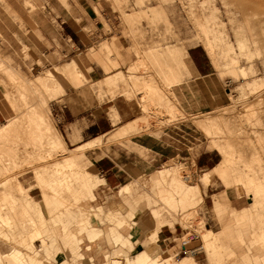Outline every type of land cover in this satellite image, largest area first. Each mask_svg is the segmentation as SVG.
<instances>
[{"label":"rangeland","instance_id":"1","mask_svg":"<svg viewBox=\"0 0 264 264\" xmlns=\"http://www.w3.org/2000/svg\"><path fill=\"white\" fill-rule=\"evenodd\" d=\"M45 1L48 0H0V86L5 92L8 114L0 130L15 120L19 113V92L31 95L32 91L25 88L30 84L39 88L40 94L47 99V115L53 127L61 134L62 128L57 117L59 107L65 94L81 84H71L68 76L61 73L63 66L74 59L85 76L81 85L98 90L105 99L123 94L127 99L137 101L138 108L135 105L132 107L136 109L139 128L121 139L110 138L109 144L130 142L132 137L138 135L160 137L167 128L181 125L185 152L188 147L194 154L212 151L217 155L218 167L225 159L219 153V148L228 145V153H234L235 169L245 174H248L246 169H249V175L253 178L264 177V0L245 11L238 8L249 0H236L237 4L234 0H228L230 4L223 0H49L54 6L44 7ZM201 24L206 25L208 35L214 43L215 58L204 45ZM39 27L44 28L55 39L53 47L44 42L49 49L46 55H36L25 46ZM96 31L104 36L89 41L87 37H93ZM105 44L109 46L105 47ZM229 47H233V52ZM191 48L199 49L215 66L217 93L218 97H222L220 106L194 113L183 110L173 93V87L177 83L186 85L190 82L186 57ZM71 49L75 52L71 53ZM119 53H123L126 59L122 63L119 62ZM232 58L236 60L235 64L231 63ZM213 59H216V63ZM34 62L38 66L33 71L24 68L31 67ZM58 69L60 71L56 72ZM49 71L64 86L65 93L55 99L48 98L49 94L42 85ZM121 73L124 77L119 79ZM178 74L180 78L176 80ZM116 78L118 80H114ZM252 83L256 85L250 86ZM30 95L28 98L30 97L31 104L37 96L34 93ZM67 148L73 150L75 147L68 144ZM0 150L6 149L0 145ZM12 155L10 151L0 154V170L7 169L5 173L12 179L10 186L0 187V210L3 209L1 219L10 217L12 221L8 223L6 219H0V234L4 233L3 236L0 235V254H8L17 249L26 258L37 254L38 257L35 258L42 260L43 264H80L83 258L81 248L86 239L90 241L87 233L102 230L96 226L99 221L111 228L109 233L113 243L117 245L109 255L111 258L135 259L158 240L161 248L167 251L161 256L171 255L174 261L193 257L198 264H211L207 260L206 244L212 243L214 237L208 238L207 232L211 231L215 235L226 232L227 235L230 231L229 237L222 241L224 244L221 242L224 255L218 258L220 261L217 264H243L242 256L247 255L249 264H264V241L260 239L262 232L259 220L264 215V206H260L264 204V199L247 193L245 187H240L238 192L230 188L229 195L242 197L239 200L242 208L237 210L247 209L251 212L253 225L248 219L235 222V212L226 207L224 215L218 216L213 210L214 195L203 203L196 193L189 195L187 202H184L180 189L165 182H155L152 193L143 192L147 197L134 207V218H127L129 207L123 203H115L105 209L87 207L85 202L92 199L93 194L85 187L74 193L63 191L54 194L47 190L52 201L45 204L47 214L42 210L45 225L41 227L38 221L39 209L33 204L28 209L25 208L27 195L29 189L36 186L44 199L36 174L41 170L40 174L49 178V165L61 159L64 154L51 156V160L47 162L36 159L33 161L32 157L25 159V155L14 161L11 159ZM28 161L31 164H26ZM166 166L179 168L184 188L199 186L202 174L206 173L178 162H171ZM80 167L92 175L87 158L81 160ZM213 171L209 174L214 192L228 190L223 179ZM1 178L3 176L0 174ZM18 182L24 188L22 192L18 190ZM24 182L28 184L24 185ZM160 187L166 190L165 198L159 197ZM131 204L133 205L132 202ZM110 211L115 212L113 214L122 213V226L126 224L131 227L129 237H124L118 231L117 223L109 215ZM60 217L62 221L56 225L54 220ZM85 217L87 221H84ZM32 218L35 219L33 223ZM140 218L144 219L141 226L137 222ZM164 225H175V238H179L167 246L166 243H159L158 234ZM64 227L74 236L63 232ZM38 228L42 229V238L32 242L34 237L30 231ZM137 228L138 234L134 236L133 232ZM252 228L256 230L255 235L259 234V244L255 235V240L251 239ZM83 229L85 233L80 232ZM113 229L121 235V239H116L112 234ZM4 236H8L6 241ZM76 239L81 240L78 241L80 245ZM250 240L255 243L252 241L251 244ZM183 241L187 243V249H199L196 255L181 251ZM173 245L177 247L171 250ZM236 245L241 249L238 252L240 255L232 258L229 253L231 250L238 251ZM200 247L204 249L200 250ZM110 257L104 263H110ZM6 260L7 258L3 259L4 264H9ZM85 264L92 263L86 260Z\"/></svg>","mask_w":264,"mask_h":264},{"label":"crops","instance_id":"2","mask_svg":"<svg viewBox=\"0 0 264 264\" xmlns=\"http://www.w3.org/2000/svg\"><path fill=\"white\" fill-rule=\"evenodd\" d=\"M43 6L53 7L54 4L48 0L44 2ZM34 34L26 41L25 46L33 50L36 55H46L49 49L44 42H48L53 47L55 39L40 27ZM103 36L104 34L96 31L93 37H87V39L92 42L93 39H100ZM70 51L71 53L75 52L74 49ZM119 54L121 55L119 62L122 63L126 59H124L123 53ZM36 66L38 63L34 62L31 67L25 66L24 68L33 71ZM186 66L191 76L190 82L186 85L177 83L173 87V93L181 108L188 113H194L220 106L222 97H218L215 84L217 72L213 63L199 49L191 48L187 51ZM81 84L65 94L57 117L66 146L69 144L77 148L89 143L93 144L92 147L85 150L84 154L90 162L89 169L92 175L98 177L102 184L99 183L93 190V198L85 202L87 207L105 209L115 203H123L121 190L128 186L135 189L133 195L143 192L151 194L156 173L171 162L188 164L191 169L195 168L196 171L206 172L202 174L203 176L211 173L217 167V155L212 151L194 154L188 147L185 152L181 125L167 128L160 137L138 135L132 137L130 142L122 141L109 144L108 140L116 135L122 126L138 119L136 109L134 110L132 107L135 105V108H138L137 101L129 100L123 94L105 99L103 93L100 95L98 90L94 91L90 86ZM6 105L5 92L0 86V127L8 118ZM113 110L119 117L115 124L112 121ZM27 184L28 182H24V185ZM198 187L203 203L206 199L223 191L214 192L212 181L208 184L202 181ZM223 192L232 204L231 206L236 209L242 208L239 202L242 197L230 196V189ZM29 196L39 203L44 214H47L40 189L36 186L32 187L29 189ZM96 226L104 233L94 241L86 239L81 248L83 258L80 260V264H85L86 260L92 264H101L117 248L109 233L111 228L108 225H102L99 221ZM118 231L124 237H129L131 227L125 224ZM158 235L159 243H166V246L179 239L175 238L177 235L175 225L173 227L162 226ZM176 247L177 245H173L170 249L173 250Z\"/></svg>","mask_w":264,"mask_h":264},{"label":"bare ground","instance_id":"3","mask_svg":"<svg viewBox=\"0 0 264 264\" xmlns=\"http://www.w3.org/2000/svg\"><path fill=\"white\" fill-rule=\"evenodd\" d=\"M223 1H227V3L230 4V2L228 0H223ZM235 1L236 0H234L233 2L235 3ZM261 1L262 0H249L248 3L246 2V4L245 3L241 4L238 9H240V11H245L248 7H254V6L258 5ZM235 4H237V3H235ZM200 22H201V20H200ZM201 27H202L201 30H203L202 32H204V37H203L204 38V41H203L204 45H205L206 49L209 51V53L214 57V52H215L214 43L208 35V30L206 28V25L201 24ZM108 46L109 45H106L105 47H108ZM229 50L231 52H233V47H229ZM151 55H153V54H151ZM157 55L159 57V54H157ZM156 59L154 61L155 63L157 61ZM215 61H216V59L214 60V62ZM231 63L235 64L236 60L232 58ZM1 64H2V62H1ZM8 69L11 70V68H8ZM59 71L60 70L58 69V71H56V72H59ZM61 73L68 76V79H70L71 84L82 83L84 81L83 79H85V78H83L85 76H83V74L79 70V66H78L77 61L74 59H72L70 62H68L66 65L63 66ZM121 75L122 76L119 79L124 77L122 73H121ZM179 78H180V76L178 74L176 76V80H179ZM114 80H118V79L116 78ZM2 83H3V80H2ZM42 85L49 94L48 98L55 99V97L57 98V96L62 95L64 93V86L59 83L56 76L53 73H51L50 71L46 75V81L42 82ZM255 85L256 84L252 83V85H250V86H255ZM7 86H5V88ZM22 88H24V87H22ZM25 88H27V90H29V91L30 90L32 91L31 95L34 93L37 97L35 99L34 98L35 96H34L33 98L35 99V102L30 104V100H29L30 97L28 98V96L30 94L28 93L29 95L27 94L28 95L27 96L26 92L25 93L23 92L24 89L22 90L23 93L19 92V95L17 97L18 99L16 98L17 101L20 103L18 105L19 113L17 112L18 115L16 116L14 121L10 122L8 125H4V127L0 130V145L6 149V150H0V154L3 153L4 151H10L13 154L11 156V159L14 161H16V159L23 157L25 155L24 156L25 159L32 157V160L36 159V160H39L40 162H42V161L47 162L48 160H51V158H50L51 156H56L59 153L64 154L63 157L61 159H59L58 161H55L51 164L49 163L50 164L49 166H51V176L49 178L43 177L40 174V173H42L41 170H39V172H37L38 174H36V175H38L37 177H39L38 178L39 179L38 185H39V187L42 188L43 195H44L43 201H44V204H46V205H48L52 201L50 199L51 197L49 196L50 194H48L47 190L52 191V193H54V194L60 193L63 191H70L71 193L72 192L74 193V192L85 187L89 191V193H91V195H92L93 190L99 185V183L102 184L101 180L98 177H96L94 175H90L88 172H85L84 170H82L80 167V162H81V160L86 158L85 154H84L85 150L87 148L92 147L93 144L89 143L87 145L77 147L74 150L68 149L64 140H63L62 135L53 127L52 123L49 120V117L47 115V105H48L47 99H45L43 97V95L40 94V92H41L40 89L37 87H34L30 84L27 87L25 86ZM17 91H21V90H17ZM10 93H12V92H10ZM8 94H9V92H8ZM17 94H18V92H17ZM11 97H12V95H11ZM14 98H13V100H14ZM14 101H16V100H14ZM18 102H16V103L18 104ZM113 111L114 112L112 114V121L115 124L118 122L119 117L117 116L116 111L115 110H113ZM138 121L134 120V122L122 126V128L118 130V133L116 135H114V137H112V138H115V139L120 138L121 139V137H125L130 132L135 131L136 129L139 128V126H138L139 122ZM136 122H138V125ZM205 126H208V125H205ZM208 128L210 129V127H208ZM113 140L114 139H112V141ZM226 148L229 149L228 145H224L221 148H219L220 149L219 153L222 156H225V159H224V161H222L220 163V165L218 167H216L214 169L213 172L216 171L217 174H219V176L223 179L227 189L234 188L238 192L240 190V187H245L246 190H248L247 193H253L255 198L256 197H263V199H264V177H262L261 179L260 178H253L249 175L250 174L249 169H246L248 174H245V172H243V171L241 172L238 169H235L233 167V163L235 160L234 153L233 152L228 153V150ZM29 160H31V159H29ZM28 162H30V163H28ZM28 162L26 164H31V161H28ZM49 166H46V167H49ZM36 168H37V166H36ZM44 170L45 169H43V171ZM6 171H7V169L0 170V174L3 176V178L0 179V187H6V186L11 185L10 182H12V181H10V180H12V179H10V176L6 175V173H5ZM179 173H180L179 168L177 166H169V167L166 166L164 169H162L158 173H156L157 176L154 178V184H156L155 182H157L158 184L165 182L168 185H172V186L176 187L177 189H180L183 192L182 200H184V202H187V197H189V195H192V194L197 193L201 197V193H200L199 187L197 185L184 188V182L180 178ZM231 173H233V174H231ZM210 174H205L202 177V181L205 184H208L210 182ZM103 182H104V180H103ZM155 186H154V188H155ZM17 187H18V190L20 192H22L24 190V188L20 182L17 183ZM134 192H135V189L131 188V186L125 187L121 190V193L123 195L122 196L123 197V203L127 207H129V210L127 211L128 213L126 214L127 218L128 217L134 218V209H135L134 207L138 206L140 204V202L144 198L147 197L146 194H144V193H138L136 195H133ZM165 192H166L165 188L160 187V189L158 190L159 197L165 198L166 197L164 195ZM26 201H27V203L25 204V206H26L25 208L28 209L30 207V204H33L35 207H37L39 209L38 221L40 222V226L44 227L45 218H44V215L42 213V208H41L40 204L37 203L35 200H33L29 195H27ZM213 201H214L213 210L215 211V213L218 216L222 217L224 215V213H225L224 208L226 207L229 210H232L235 212V216H234L235 222L239 223L240 221L243 222L246 219H248V220H250L252 225L254 224V220H253V216L251 215V212H249L247 209L237 210V209L233 208L231 206L229 200L227 199L225 192L214 195ZM131 202L133 203V205L131 204ZM260 206L263 207L264 204H261ZM1 211H3V209L0 210V219L2 217ZM10 211H12V210H10ZM154 212H155V210H154ZM81 213L87 215L86 213H83V211ZM113 213H115V212H113ZM113 213H112V211H110L109 215L111 216V218H113V221H115V223H117L116 227H118V228L122 227L123 220H124L122 213L121 212H118L116 214H113ZM261 216L262 217H260L259 220H260L261 232H262V233H260V236L262 238H260V239L262 241H264V215H261ZM75 217H77V216H75ZM77 218H79V217H77ZM108 218H109V216H108ZM2 219H6V221L8 223H12V221H10L11 220L10 217H6V218L3 217ZM2 221H4V220H2ZM31 221L33 223L35 221V219L32 218ZM61 221H62L61 217L54 220V222L57 223L56 225H58V223H61ZM80 221L82 222L83 219ZM84 221H87L86 217H85ZM137 222L141 226L144 223V219L140 218L137 220ZM252 229H251L252 231L250 232L252 234L251 239L255 240V238H254L255 234L254 233L256 230H255V228H252ZM49 231H51V229L47 230V232H49ZM65 231L70 233L71 236H74L72 232H69L64 227L63 232H65ZM138 231H139V228L135 229L133 232V235L135 236L136 234H138ZM80 232L85 233L84 229H83V231L80 230ZM94 232H98V233H94ZM116 232H117L116 229L112 230V234L115 237H117L116 239H121V235H119ZM30 233H32V235L34 237L32 242H35V241H38L39 239H41L42 236H40V235L43 234L41 228L33 229V231H30ZM102 233H103V231L99 230V231H93V232L87 233V235H88V238L90 239V241H94L97 238H99L102 235ZM229 233L231 234V232L228 231L227 235ZM256 234H258V233H256ZM3 235H4V233H3ZM3 235H1V236H3ZM207 235H208V238L214 237V241L212 243L206 244V253H207V257H208L207 260L211 264H217V262L220 261L218 258H220L222 255H224L223 252L221 251V249L223 248V246H221V245L224 244V242H222V241H225V238L229 237V235L227 236L226 232L224 234H221V235H215L211 231H208ZM258 235H255V236L258 238V242L257 241L256 242L259 244V241H261V240L259 239ZM1 236H0V238H1ZM5 236H6V234H5ZM252 236H253V238H252ZM7 237H5L3 239H5V241H6ZM75 238H76V236H75ZM230 238H231V236H230ZM233 239L235 240V238H233ZM76 240H77V242L81 241L79 239H76ZM228 240H230V239H228ZM254 240H250V243ZM157 241H155L151 246H149L147 250H145L144 252L139 254L135 259H129L126 257H123L121 259H118L117 257L111 258L108 255L107 258L110 257V260H111L110 263H108V264H198L193 259V257H183L177 261H174V257L171 255L165 254V255L161 256L162 253H166L167 251H164L161 248V246L158 244ZM77 242H75V243H77ZM252 243L254 244L255 241ZM257 243H256V245H257ZM32 244H34V243H32ZM78 244L80 245V242H78ZM257 246H259V245H257ZM237 247H236L238 250L237 252L235 250H231V253H229L232 256V258L234 256H237L239 254L238 253L239 250H241L239 246H237ZM251 247H253V246H251ZM203 249H204V247H203ZM227 252H229V251H227ZM35 255L33 257L26 258L22 251L14 249L13 251H11L8 254H0V264H4V261H3L4 258H7L6 262L9 264H43L42 260L35 258V257H38V255L37 254H35ZM231 256H230V258H231ZM242 257H243L242 260L244 261L243 264H249V259H248L249 256L247 255V256H242ZM44 261H46V260L44 259ZM107 262H108V260H107ZM49 263H50V261H49ZM101 264H107V263L103 262Z\"/></svg>","mask_w":264,"mask_h":264},{"label":"built area","instance_id":"4","mask_svg":"<svg viewBox=\"0 0 264 264\" xmlns=\"http://www.w3.org/2000/svg\"><path fill=\"white\" fill-rule=\"evenodd\" d=\"M187 243L183 241V245H182V252L185 253V254H191V255H196V253L199 251V249H193V248H190V249H187L186 247ZM203 247H200V250H202Z\"/></svg>","mask_w":264,"mask_h":264}]
</instances>
